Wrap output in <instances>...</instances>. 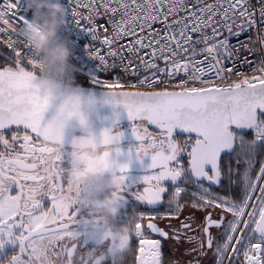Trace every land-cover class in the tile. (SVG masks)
<instances>
[{
    "label": "snow or ice",
    "instance_id": "snow-or-ice-1",
    "mask_svg": "<svg viewBox=\"0 0 264 264\" xmlns=\"http://www.w3.org/2000/svg\"><path fill=\"white\" fill-rule=\"evenodd\" d=\"M67 10L97 42L86 47L99 70L123 72L91 82L134 121L136 158L151 157L148 173L130 185L129 164L103 153L117 177L127 249L138 241L135 264H162L161 240L170 233L196 245L188 254L214 248L215 264H264V159L255 167L257 150L264 156V59L256 66L241 59V51L264 48V0H67ZM30 28L25 0H0V47L9 50L0 65V264H47L41 244L52 238L55 264H84L72 191L80 177L64 175L61 149L47 142L49 105ZM245 33L254 38L240 41ZM106 132L110 148L120 134ZM185 207L202 214L196 229L194 213L178 228L158 225ZM197 230L203 238L187 235Z\"/></svg>",
    "mask_w": 264,
    "mask_h": 264
},
{
    "label": "clouds",
    "instance_id": "clouds-1",
    "mask_svg": "<svg viewBox=\"0 0 264 264\" xmlns=\"http://www.w3.org/2000/svg\"><path fill=\"white\" fill-rule=\"evenodd\" d=\"M25 7L32 11L28 35L41 65L39 88L52 108L47 120V142L54 149L59 148L66 132L79 127L80 134L73 137L69 153L76 166L74 174L81 178L86 189L98 190L112 168L110 159L103 155L111 149L104 147L101 151L105 130L107 135L112 130L105 128L97 134L91 118L96 100L77 82V66L70 63L71 47L58 34V29L67 22L68 10L61 0H25ZM108 186L110 189L117 186L114 173L108 176ZM116 204V199L107 195L100 209L101 217L114 215L118 210Z\"/></svg>",
    "mask_w": 264,
    "mask_h": 264
},
{
    "label": "flooded vegetation",
    "instance_id": "flooded-vegetation-1",
    "mask_svg": "<svg viewBox=\"0 0 264 264\" xmlns=\"http://www.w3.org/2000/svg\"><path fill=\"white\" fill-rule=\"evenodd\" d=\"M133 123L134 121L132 120H126L95 128L98 135L105 128H110L113 134H120L119 139L114 141V143L110 145V148L112 151V158L117 163L129 164V168L127 170V179L130 185L138 184L140 182L141 177L148 173V165L151 163L150 156L146 155L142 159L136 158V148L138 147L140 142L136 139L132 131ZM150 131L155 130L153 128H150ZM79 134L80 129L74 130V136H77ZM8 135L10 136V133H8ZM180 138L182 139L183 137ZM59 148L63 153V158L60 163L61 167L65 170L64 175H69L70 178L73 176H77L76 174H74V168L76 166L69 155V153L71 152V143L62 142ZM103 148L104 146H101V151H103ZM116 149H119L120 151L117 152ZM112 174L113 171L112 169H110L109 173L106 174L103 186L98 190L86 189L81 178L78 184H72V191L78 192V196L76 197V211L79 217V230L84 233L83 238L87 241L86 246L80 250L81 254L84 256V264H110L112 260H115L117 262L119 254L120 252H122V237H124L123 235H125L123 232L126 231L127 234L129 233V226L118 221L120 214V202L117 193V186L113 189H110L108 186V176ZM109 194H111L116 199V206L118 210L114 215H111L107 219H104L101 217L100 209L103 207V201L105 197ZM44 203H48L47 199H45ZM131 210L132 209L130 207L129 214H131ZM189 214H186L179 219H173L171 221L159 220L158 225L161 228H165V231H168V229L166 228V225L168 223H171L178 228L180 225V220H183L184 217L188 216ZM202 219L203 217L198 216V218H196L195 221L192 222V228L196 229L197 224H200ZM171 235L172 234L170 233V238L168 239H162V243H165V240H169L174 244L178 243L180 247L186 245V249H192L196 247L194 243L187 242L185 235H181L179 241L171 238ZM187 235L203 238V233L199 230L188 231ZM150 238L160 239V237L154 236L153 234H151ZM134 241L135 243L138 242L137 239L133 237L130 241V244ZM55 244L56 238L46 240L41 244V249H47V264H55V261L52 259L55 255ZM126 248L127 244H125L123 249ZM15 250L16 247L13 245H7L5 248V251L9 255L13 254L12 252H14ZM204 250L211 249L205 248ZM41 254H44L43 251L41 252Z\"/></svg>",
    "mask_w": 264,
    "mask_h": 264
},
{
    "label": "built area",
    "instance_id": "built-area-1",
    "mask_svg": "<svg viewBox=\"0 0 264 264\" xmlns=\"http://www.w3.org/2000/svg\"><path fill=\"white\" fill-rule=\"evenodd\" d=\"M61 2L67 8V0H61ZM252 2L255 3V0H252ZM27 16L29 19L32 18L31 10L27 11ZM66 20H67L66 24L62 25L58 29V34L62 39L67 40L71 47L72 55L70 57V63L77 66L78 69L76 73L77 82L83 87L87 86L94 88H102L101 86L94 85L91 82V75H97L103 78L102 76H104L105 73L99 70V66H98L99 62L96 60V58L89 55V47H86V46L95 45L97 42L92 38L91 33L82 30L74 23L70 11H67ZM97 23L98 24L103 23V20H98ZM249 35H253L254 38V33H245L239 38V40L243 41ZM230 42L236 44L237 40L233 39ZM96 46H99V44H97ZM244 57H247L249 60L254 61L255 63L253 66H256L259 64V62L262 59H264V48H262L259 44H257L255 45V50L251 54H249L246 51H241V59H243ZM240 70L247 71L251 74L250 68L242 67ZM111 72L124 75L119 68ZM121 83H123V81H121ZM117 89H120L119 85H117Z\"/></svg>",
    "mask_w": 264,
    "mask_h": 264
},
{
    "label": "water",
    "instance_id": "water-1",
    "mask_svg": "<svg viewBox=\"0 0 264 264\" xmlns=\"http://www.w3.org/2000/svg\"><path fill=\"white\" fill-rule=\"evenodd\" d=\"M84 89L88 94L92 95L96 100L95 109L91 114L94 128H99L100 126L109 125L119 121L129 120L127 110L125 109V107L122 104L109 103L103 88L84 86ZM116 90L119 91L121 89H116ZM51 112H52V108L49 107L44 115L45 122L50 117ZM76 129H79V127L68 130L66 132L63 142L71 143L74 137L73 132ZM153 235L156 236L155 234Z\"/></svg>",
    "mask_w": 264,
    "mask_h": 264
},
{
    "label": "rangeland",
    "instance_id": "rangeland-1",
    "mask_svg": "<svg viewBox=\"0 0 264 264\" xmlns=\"http://www.w3.org/2000/svg\"><path fill=\"white\" fill-rule=\"evenodd\" d=\"M117 74H119V73L109 72L102 77L114 80L116 78ZM119 75L123 76L122 74H119ZM247 138L251 139V133L249 134V136ZM261 159H264V156H261L260 160ZM258 167H259V164L256 168L258 169ZM234 179H235V177H234ZM185 199H187V197H185ZM189 213H194L196 218H198V216L203 217L200 212H195L190 207H185V209L182 212L180 217L185 216L186 214H189ZM211 231H212V234L214 237L219 238V234L215 228H213ZM123 233L125 235H123L124 237H122V239H123V242L121 243L122 248H124V246L126 244V238L128 235L126 231ZM220 241L223 242L222 238L220 239ZM161 242H162V240H161ZM162 244L163 245L165 244L169 248V251L171 252V254L173 256V260H172L171 264H189V261L194 262L196 260L199 261V264H215L214 248L211 250H204V254L201 255L198 253L188 254L190 249H186V245L185 246L183 245V247H180V245L178 243L174 244L173 242H171L169 240H165V243H162ZM136 246L138 247V242L136 243ZM137 247H136V249H137ZM214 247H215V245H214ZM241 259H243V257H241Z\"/></svg>",
    "mask_w": 264,
    "mask_h": 264
},
{
    "label": "trees",
    "instance_id": "trees-1",
    "mask_svg": "<svg viewBox=\"0 0 264 264\" xmlns=\"http://www.w3.org/2000/svg\"><path fill=\"white\" fill-rule=\"evenodd\" d=\"M0 53H3V55H0V65H3L4 63H6L4 57L9 55V51L0 47ZM249 134L250 132L247 133V137L249 136ZM260 152L261 150L258 149L257 156H256L257 164L255 165V167H257L259 164V160L261 158ZM136 247L137 246L134 241L130 244V248L128 249L126 248L124 256H123V252H120L117 264H120V261L122 260V258L125 260L126 264H135ZM161 252H162V264H171L173 260V256L171 252L169 251V248L165 244L164 245L162 244Z\"/></svg>",
    "mask_w": 264,
    "mask_h": 264
}]
</instances>
